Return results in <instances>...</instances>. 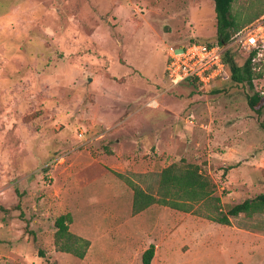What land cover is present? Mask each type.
Returning a JSON list of instances; mask_svg holds the SVG:
<instances>
[{
    "label": "rangeland",
    "instance_id": "rangeland-1",
    "mask_svg": "<svg viewBox=\"0 0 264 264\" xmlns=\"http://www.w3.org/2000/svg\"><path fill=\"white\" fill-rule=\"evenodd\" d=\"M192 41L217 42L212 0H0V264H142L151 245L153 264H264V213L134 215L119 176L157 195L165 168L195 164L225 211L264 192V109L249 106L264 64L253 90L170 89L169 50ZM65 214L91 241L83 260L55 247Z\"/></svg>",
    "mask_w": 264,
    "mask_h": 264
},
{
    "label": "trees",
    "instance_id": "trees-1",
    "mask_svg": "<svg viewBox=\"0 0 264 264\" xmlns=\"http://www.w3.org/2000/svg\"><path fill=\"white\" fill-rule=\"evenodd\" d=\"M215 4L217 15V43L222 46L229 44L233 35L251 26L264 17V9L241 13L235 10L237 0H212ZM229 79L239 85L247 84L254 89L253 81L261 77L254 72L251 58L247 57L243 66L235 60L231 49L224 55ZM249 106L262 112L264 109L263 98L259 93L249 97ZM264 129V123L261 124ZM134 193L133 214L139 215L154 205L169 207L171 209L192 213L208 218L221 225H230L231 218L242 214L252 216L264 213V192L252 200H246L242 204L231 207L228 211L222 208V201L216 196V184L214 180L204 174L201 168L195 164H173L165 168L161 173L157 195L145 191L140 185L131 179L119 175ZM73 216L65 214L57 218L55 222V247L57 251L71 254L76 258L85 259L91 247V241L72 233L71 225ZM156 247L151 245L142 256V264H153Z\"/></svg>",
    "mask_w": 264,
    "mask_h": 264
},
{
    "label": "built area",
    "instance_id": "built-area-1",
    "mask_svg": "<svg viewBox=\"0 0 264 264\" xmlns=\"http://www.w3.org/2000/svg\"><path fill=\"white\" fill-rule=\"evenodd\" d=\"M233 44L248 52L254 71L261 70L264 64V17L240 31L225 46L217 42L192 41L188 45L171 48L165 72L169 88L190 84L205 90L213 87L220 80L229 78L224 55ZM260 95L262 97L261 93ZM153 103V106H158L156 101ZM187 123L191 126L196 125L194 114L188 116Z\"/></svg>",
    "mask_w": 264,
    "mask_h": 264
},
{
    "label": "water",
    "instance_id": "water-1",
    "mask_svg": "<svg viewBox=\"0 0 264 264\" xmlns=\"http://www.w3.org/2000/svg\"><path fill=\"white\" fill-rule=\"evenodd\" d=\"M91 81V80H90Z\"/></svg>",
    "mask_w": 264,
    "mask_h": 264
}]
</instances>
